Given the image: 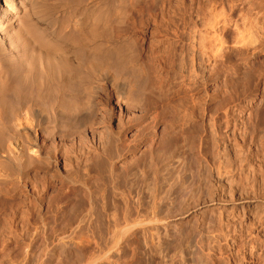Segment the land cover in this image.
I'll use <instances>...</instances> for the list:
<instances>
[{
    "label": "rangeland",
    "instance_id": "374dc122",
    "mask_svg": "<svg viewBox=\"0 0 264 264\" xmlns=\"http://www.w3.org/2000/svg\"><path fill=\"white\" fill-rule=\"evenodd\" d=\"M96 1L103 3V0ZM252 1L255 3L250 5L249 0H165L166 6L168 5V8L170 6L169 15L165 19L156 16H154L156 19L151 16L146 18L131 13L133 16L129 14L121 19V23L119 17L118 22L113 20L111 28L107 26L108 33H111L110 31L112 35L116 33V36H113L116 40L111 37L115 42L123 43L131 39L133 41L130 42H135L133 44L138 51L144 74L141 79L142 85L139 83L141 89L139 91H143L138 103L140 106L132 108L126 104V101L123 103L120 101L121 96L113 94L112 86L101 82L99 91L101 89L102 91L96 94L97 99H95L96 113L85 124H73L72 127L66 128L55 127L51 118L52 113L45 112L48 115L46 125L52 124L47 126L50 127L47 136L40 137L41 164L36 163L33 170L21 173L10 166L7 167L6 161L4 160L3 163V159H0V162L8 168H1L0 163V264H93L94 262V264H264V197L261 196L264 195V126H261L264 124V0ZM222 13L223 19L228 21L227 26L229 25L227 36L224 37V58H218L217 64L206 63V60L199 55L197 48L199 40L201 37V39L207 37L208 40L211 39L210 37L215 39L219 35L211 30V25ZM101 17L104 19V15ZM234 25H238V28ZM118 30L122 34L118 32L117 35ZM99 38L101 37H96L95 40L98 39L99 42L105 39ZM244 38L247 40L245 41ZM240 39L244 42L239 41ZM212 47L216 46L212 45ZM192 61L194 67L191 66ZM218 63L220 66L217 69ZM221 63L224 65L221 66ZM180 67L185 75H188V68L193 67L194 74L198 72L195 75L198 81L210 75L211 80L191 97H184L185 94L179 91L181 84L178 82L182 81L179 76L182 70ZM210 71H213L212 74ZM112 73L114 72L111 71L110 75L113 76ZM116 77L114 78L118 80H128L125 74ZM151 88L156 93L154 100L149 99L150 95L151 97L153 95L150 94ZM85 91L89 93V90ZM88 93L84 94L88 95ZM103 93L108 94L107 97ZM188 108L190 112L187 111ZM217 109L219 110L216 111ZM191 124L195 125L196 130L195 132L194 129L192 130L193 133L189 135L191 137L185 138L184 145L190 140H194L195 142H192L195 145H192V142L188 143L186 146L191 150L185 151L188 147L183 144H179L180 147L176 145L178 141L175 135L179 134L181 128L180 133ZM109 130L114 131L115 137L108 138ZM165 132L167 135L164 134ZM162 133L166 140L163 139ZM172 137L176 138V142L173 143ZM109 145L111 149L113 148L114 156L106 162ZM201 148H205L204 150L210 148L207 154L203 152V155H214L211 162H215L207 165L201 158H204L200 154ZM65 153L66 155H63ZM46 159H48L47 165H43ZM214 163H217L215 166L222 164L224 170L222 168L221 170L224 172L221 176L217 175L215 166H211ZM206 167L208 172L204 171ZM203 172L210 177L207 176V179L204 173L205 177L202 180ZM18 175L21 177L25 175L27 180L23 177L21 181ZM200 178L202 182L211 178V182L209 181L208 184L205 181L206 184H199ZM20 181L26 184L21 185ZM17 184L21 187L13 192V188L15 189L13 186L17 187ZM127 195H130L129 198ZM206 197L210 198L208 202L205 200ZM83 234H87L86 237Z\"/></svg>",
    "mask_w": 264,
    "mask_h": 264
},
{
    "label": "bare ground",
    "instance_id": "6f19581e",
    "mask_svg": "<svg viewBox=\"0 0 264 264\" xmlns=\"http://www.w3.org/2000/svg\"><path fill=\"white\" fill-rule=\"evenodd\" d=\"M100 1V0H99ZM165 1V0H164ZM163 0H103V3L96 0H0V159L6 161L7 167L18 172H24L34 168L35 164L42 162L39 141L42 135L47 136L48 128L46 125L47 114L45 112H51L55 127L64 126L72 127L73 124H85L86 121L92 119L96 113L95 99L98 92L101 93V82L109 84L113 88V94L121 96L120 101H126L130 107L140 106L138 105L140 100V94L143 91H139V83H141L143 70L141 69L140 59L138 51L135 49L132 39L130 41L117 43L113 39L116 33L112 35L108 33V29L112 25L113 20H117L127 17L129 14L154 17L156 16L165 19L168 17L170 10L166 6ZM168 1V0H166ZM169 3V2H167ZM255 3L249 0L248 4ZM221 4V3H220ZM237 4V3H236ZM170 5V4H169ZM176 5V4H175ZM235 5V4H234ZM255 5V4H254ZM213 6V5H212ZM224 6V5H223ZM188 7V6H187ZM211 7V6H210ZM222 8V7H221ZM233 8V7H232ZM213 9V8H212ZM218 11V10H217ZM215 12V11H214ZM172 13V12H171ZM219 13V12H218ZM104 15L103 17H99ZM189 14V13H188ZM132 15V14H131ZM130 15V16H131ZM133 16V15H132ZM223 13L220 14L212 22L211 30L218 36L208 40L203 38L199 40V55L206 60V63L214 62L217 64L218 58H224L223 45L224 37L226 35L228 26L225 18L223 19ZM118 17V18H117ZM156 17H154L156 19ZM133 18V17H131ZM136 18V17H135ZM147 18V17H146ZM145 18V19H146ZM214 16L212 17V19ZM227 18V17H226ZM129 19V18H127ZM141 19V18H140ZM151 19V18H150ZM191 19V18H190ZM228 19V18H227ZM126 20V19H125ZM135 20V19H133ZM147 20V19H146ZM161 20V19H159ZM169 20V19H168ZM172 20V19H171ZM144 21V20H142ZM163 21V20H162ZM149 22V21H148ZM154 22V20H153ZM158 22V21H157ZM160 22V21H159ZM171 22V21H170ZM238 22V21H237ZM116 23V22H115ZM114 23V25H115ZM118 23V24H119ZM152 23V22H151ZM162 23V22H160ZM194 23V22H192ZM191 23V24H192ZM230 23V22H229ZM153 24V23H152ZM163 24V23H162ZM161 24V25H162ZM167 24V23H166ZM172 25V24H171ZM99 26L102 28H99ZM113 26V25H112ZM117 26V25H116ZM157 26V25H156ZM235 26V25H234ZM238 26V25H237ZM235 26L236 28H238ZM107 27V28H106ZM165 27V26H164ZM163 27V28H164ZM190 27V26H189ZM208 27V26H207ZM111 28V26H110ZM120 28V27H119ZM139 28V27H138ZM174 28V27H173ZM104 29V31H103ZM161 29V28H160ZM195 29V28H193ZM234 29V28H233ZM232 29V30H233ZM100 30V31H99ZM170 30V29H169ZM135 31V30H134ZM137 31V29H136ZM171 31V30H170ZM234 31V30H233ZM238 31V30H237ZM116 32V31H115ZM118 32L117 31V35ZM165 32V31H164ZM213 32V33H214ZM236 32V30H235ZM136 33V32H135ZM138 33V32H137ZM144 33V31H143ZM155 33V32H154ZM162 33V32H161ZM212 33V34H213ZM122 34V33H120ZM119 34V35H120ZM132 34V33H131ZM238 34V33H237ZM112 35V36H111ZM125 35V34H124ZM141 34H139L140 36ZM177 35V34H176ZM181 35V34H180ZM190 35V34H189ZM208 35V34H207ZM248 35V34H247ZM104 36V37H102ZM164 36V35H162ZM183 36V35H182ZM204 37V35H202ZM227 36V35H226ZM239 36V35H238ZM96 37L105 38L103 41L95 40ZM113 39H112V38ZM125 37V36H124ZM130 37V36H129ZM194 37V36H193ZM241 37V35H240ZM243 37V36H242ZM99 38V39H101ZM117 38V37H116ZM121 38V37H120ZM118 38V39H120ZM128 38V36H127ZM237 38V37H236ZM239 38V37H238ZM246 38V37H245ZM244 38V39H245ZM248 38V37H247ZM117 39V40H118ZM189 39V37H188ZM197 39V38H196ZM243 39V38H242ZM102 40V39H101ZM116 40V39H115ZM191 40V39H190ZM194 40V39H193ZM205 40L207 42H205ZM247 39H245L246 41ZM251 40V39H250ZM121 41V40H120ZM196 41V40H195ZM241 41V39L239 40ZM176 42V41H175ZM194 42V41H193ZM244 42V41H241ZM168 43V42H167ZM192 43V42H191ZM237 43V41H236ZM240 43V42H239ZM247 43V42H245ZM253 43V42H252ZM195 44V43H194ZM193 44V45H194ZM197 44V43H196ZM238 44V43H237ZM243 44V43H242ZM136 45V44H135ZM191 45V44H190ZM216 46V47H212ZM249 45V44H248ZM247 45V46H248ZM175 46V44L173 45ZM189 46V45H188ZM196 46V45H194ZM225 46V45H224ZM245 46V45H244ZM153 47V46H152ZM171 47V46H170ZM190 47V46H189ZM192 47V45H191ZM190 47V48H191ZM168 48V47H167ZM173 48V47H172ZM214 51H213V49ZM215 48H217L215 50ZM194 49V48H193ZM167 50V49H166ZM170 50V49H169ZM188 50V49H187ZM175 52V50H174ZM194 52V50H193ZM179 53V52H178ZM196 54V53H195ZM174 55V54H173ZM156 56V55H155ZM196 56V55H195ZM173 58V57H172ZM226 58V57H225ZM170 59V58H169ZM174 59V58H173ZM193 59V58H192ZM194 60V59H193ZM173 61V60H172ZM187 61V60H185ZM198 61V60H197ZM201 61V60H200ZM227 62V61H226ZM142 63V62H141ZM194 67L193 61L191 62ZM190 63V64H191ZM204 63V62H203ZM169 64V63H168ZM182 64V63H181ZM201 64V63H200ZM219 64V63H218ZM213 65V64H212ZM211 65V67H212ZM224 64L221 63V66ZM184 66V65H183ZM196 66V65H195ZM210 66V65H209ZM215 66V65H213ZM220 66V64L217 66ZM226 66V65H225ZM192 67V68H193ZM182 69V67H180ZM188 68V67H187ZM188 68V75L183 74L184 70H180L179 76L182 81L178 82L179 91L185 94L184 97H191L197 90L201 89V86H206L210 81L211 75L207 78H203L198 81L194 70ZM216 68V66H215ZM178 69V68H177ZM223 69V68H222ZM221 70V69H220ZM114 72L118 76H127V79H115L116 75H110V72ZM187 71V70H186ZM249 71V70H248ZM204 72V71H203ZM213 71H210V73ZM252 72V71H251ZM171 73V72H170ZM187 73V72H186ZM209 73V72H208ZM212 74V73H211ZM247 74V73H246ZM253 74V72H252ZM257 75V73H255ZM177 75V74H176ZM175 75V76H176ZM203 76V75H202ZM215 77V76H214ZM225 77V76H224ZM247 77V76H245ZM251 77V76H250ZM253 77V76H252ZM255 77V76H254ZM117 78V77H116ZM123 78V77H122ZM257 78V77H255ZM174 79V78H173ZM245 79V78H244ZM127 80V82H126ZM148 80V79H146ZM144 80V82L146 81ZM242 80V79H241ZM240 80V81H241ZM254 80V79H253ZM149 81V80H148ZM147 81V82H148ZM188 82V85H187ZM243 82V81H242ZM254 82V81H253ZM143 83V82H142ZM141 83V85H142ZM146 83V82H145ZM100 84V87H99ZM138 84V86H137ZM147 84V83H146ZM249 84V81H248ZM252 84V83H250ZM176 85V84H175ZM109 88V90H112ZM162 88V87H161ZM226 89V88H225ZM243 89V88H242ZM85 90H89L85 91ZM141 90V89H140ZM178 90V89H177ZM176 90V91H177ZM204 90V89H203ZM88 93L84 94L83 93ZM178 91V92H179ZM116 92V94H115ZM145 92V91H144ZM107 93V91L105 92ZM103 93V94H105ZM109 93V92H108ZM111 93V92H110ZM147 93V92H146ZM84 94V96H83ZM99 94V93H98ZM112 94V93H111ZM149 99L154 100L155 90L151 88ZM102 95V94H101ZM106 97L108 94H105ZM146 95V94H145ZM98 96V95H97ZM104 96V95H103ZM142 96H144L142 94ZM240 96V94H239ZM245 96V95H244ZM255 96V95H254ZM110 98V96H108ZM154 97V98H153ZM213 97V96H212ZM219 97V96H218ZM86 98V100H85ZM108 98V99H109ZM159 98V97H158ZM175 99V96L173 97ZM230 98V97H229ZM240 98V97H239ZM147 99V100H149ZM170 99V98H169ZM214 99V98H213ZM237 100V99H236ZM119 101V102H120ZM143 101V100H142ZM146 101V100H145ZM156 101V100H155ZM163 101V100H162ZM212 101V100H211ZM232 101V100H231ZM241 101V100H240ZM98 102V101H97ZM100 102V99H99ZM123 102V103H124ZM104 103V102H103ZM142 102H140L141 104ZM146 103V102H145ZM208 103V102H207ZM230 103V102H229ZM102 104V103H101ZM189 104V103H187ZM185 105V104H184ZM193 105V104H192ZM240 105V104H239ZM158 106V105H157ZM235 106V105H234ZM238 106V105H237ZM165 107V106H164ZM189 107V105H188ZM193 107V106H190ZM174 108V107H173ZM225 108V107H224ZM130 109V108H129ZM190 108L187 109V111ZM193 111V108H191ZM175 110V109H174ZM214 110V109H213ZM217 109L216 111H218ZM264 110V109H263ZM262 110V112H263ZM161 111V110H160ZM167 111V110H166ZM224 111V110H223ZM222 111V112H223ZM175 112V111H174ZM212 112V111H211ZM226 112V111H225ZM260 112V111H259ZM192 113V112H191ZM264 113V112H263ZM167 114V112H166ZM165 115V114H164ZM187 115H190L187 113ZM224 115V114H223ZM263 115V114H262ZM156 116V115H155ZM191 116V115H190ZM194 116V115H193ZM252 116V115H251ZM259 116V115H258ZM261 116V114H260ZM183 117V116H182ZM223 117V116H222ZM256 117V116H255ZM132 118V117H131ZM141 118V117H140ZM258 119V117H257ZM252 120V119H251ZM264 120V118H263ZM142 121V120H141ZM168 121V120H167ZM210 121V120H209ZM262 121V119H261ZM48 122V121H47ZM247 122V121H246ZM263 122V121H262ZM129 123V122H128ZM131 123V122H130ZM133 123V122H132ZM169 125V123H167ZM185 124V123H184ZM188 124V123H187ZM196 124V123H195ZM258 124V123H255ZM262 124V123H261ZM88 125V124H87ZM138 125V124H137ZM182 125V124H181ZM204 125V124H203ZM213 125V124H212ZM252 125V123H251ZM84 126V125H82ZM136 126V125H135ZM139 126V125H138ZM175 126V125H174ZM186 126V125H184ZM195 125H190L188 128L182 130L180 127L179 134L172 137L174 141H178L176 145L185 144V138L191 133L195 132ZM248 126V125H247ZM261 126H264L261 125ZM81 127V126H80ZM91 128L90 126H87ZM194 127V128H193ZM237 127V126H236ZM259 127V126H258ZM256 127V128H258ZM143 128V127H142ZM225 128V127H224ZM253 128V127H252ZM63 129V128H62ZM78 129V128H77ZM194 129V130H193ZM198 129V128H197ZM200 129V128H199ZM245 129V128H244ZM264 129V128H263ZM61 130V129H60ZM65 130V129H64ZM84 130V129H82ZM90 130V129H89ZM165 130V129H164ZM170 131V128L168 129ZM168 130L166 131L168 133ZM174 130V129H173ZM193 130V132H192ZM251 130V129H250ZM257 130V129H256ZM74 131V130H73ZM80 131V130H79ZM163 131V130H162ZM244 131V130H243ZM261 131V130H260ZM65 132V131H64ZM71 132V131H70ZM109 136H113V132L109 130ZM164 133L167 135V133ZM201 132V131H200ZM219 132V131H218ZM256 132V131H255ZM264 132V131H263ZM262 132V133H263ZM72 133V132H71ZM75 133V132H74ZM213 133V132H212ZM258 133V132H257ZM261 133V134H262ZM56 134V133H55ZM69 134V133H68ZM67 134V137H68ZM120 134V133H119ZM198 134V133H197ZM196 134V135H197ZM208 134V133H207ZM260 134V135H261ZM71 135V134H70ZM116 135V133H115ZM169 135V134H168ZM174 135V134H173ZM172 135V136H173ZM193 135V134H192ZM264 135V134H263ZM163 139L164 135L162 133ZM200 136V135H199ZM202 136V134H201ZM237 136V135H236ZM64 137V136H63ZM81 137V136H80ZM115 137V136H113ZM168 137V136H167ZM191 137V136H189ZM212 137V136H211ZM69 138V137H68ZM158 138V137H157ZM193 138V137H192ZM191 138V139H192ZM199 138V137H198ZM251 138V137H249ZM64 139V138H63ZM81 139V138H80ZM100 139V138H99ZM114 139L115 138H111ZM117 139V138H116ZM187 139V138H186ZM194 139V138H193ZM207 139V138H206ZM210 139V138H209ZM245 139V138H244ZM252 139V138H251ZM255 139V138H254ZM262 139V138H261ZM72 140V139H71ZM79 140V139H78ZM101 140V139H100ZM150 140V139H149ZM166 140V139H164ZM203 140V139H202ZM208 140V139H207ZM205 140V141H207ZM65 141V140H64ZM67 141V140H66ZM76 141V140H75ZM110 141V140H109ZM175 141V142H176ZM188 141V140H187ZM194 141V140H192ZM190 140V142H192ZM264 141V140H263ZM71 142V141H70ZM114 142V141H113ZM154 142V141H153ZM182 142V143H181ZM185 142V143H184ZM188 142V143H190ZM195 142V141H194ZM259 142V141H258ZM42 143V142H41ZM160 143V142H158ZM170 143V142H168ZM187 143V144H188ZM212 143V142H211ZM210 143V144H211ZM109 144V143H108ZM186 144V145H187ZM191 144V143H190ZM209 144V145H210ZM244 144V143H242ZM247 144V142H246ZM263 144V143H262ZM41 145V144H40ZM48 145V144H46ZM111 145V143H110ZM109 145V146H110ZM119 145V144H118ZM124 145V144H123ZM171 145V144H169ZM175 144H173L174 146ZM175 145V146H176ZM184 145V146H186ZM192 145H195L192 142ZM199 145V144H197ZM208 145V144H207ZM241 145V144H240ZM108 146V148H109ZM113 146V144H112ZM182 146V145H181ZM190 146V145H189ZM203 146V145H202ZM82 147V146H81ZM123 147V146H122ZM180 147V145H179ZM183 147V146H182ZM181 147V149H182ZM188 147V146H186ZM205 147V146H204ZM42 148V146H41ZM106 148V147H105ZM107 148V149H108ZM160 148V147H159ZM190 147L187 148V150ZM192 148V147H191ZM198 148V147H197ZM207 148V147H206ZM213 148V147H212ZM245 148V147H244ZM44 149V148H43ZM113 149V148H112ZM110 148L107 150L106 162L109 158H113V151ZM115 149V148H114ZM122 149V148H121ZM124 149V148H123ZM183 149H186L183 147ZM182 149V150H183ZM205 149V148H204ZM201 148L200 154L203 157V161L213 163V156L203 155L207 154V150ZM174 150V149H173ZM197 150V149H196ZM263 150V149H262ZM213 151V150H212ZM217 151V150H216ZM215 151V153H216ZM55 152V151H54ZM64 152V151H63ZM81 152V151H80ZM102 152V151H101ZM116 152V150H115ZM118 152V151H117ZM174 152V151H173ZM260 152V151H259ZM78 153V152H77ZM99 153V152H98ZM104 153V152H103ZM183 154L186 152H182ZM190 153V152H189ZM188 153V154H189ZM80 154V153H79ZM116 154V153H115ZM181 154V153H180ZM182 154V155H183ZM187 154V155H188ZM223 154V153H222ZM63 155H66L63 154ZM97 155V154H96ZM159 155V154H158ZM157 155V157H158ZM173 155V154H172ZM217 155V154H216ZM219 155V152H218ZM225 155V154H224ZM223 155V156H224ZM227 155V154H226ZM60 156V154H59ZM92 156V155H91ZM104 156V154H103ZM118 156V155H117ZM151 156V155H150ZM160 156V155H159ZM229 156V155H228ZM227 156V157H228ZM64 157V156H63ZM69 157V156H68ZM79 157V155H78ZM93 157V156H92ZM147 157V156H146ZM162 157V156H161ZM185 157V156H184ZM200 157V156H199ZM46 158V157H45ZM54 158V156H53ZM66 158V157H65ZM81 158V157H79ZM151 158V157H150ZM171 158V157H170ZM182 158V156H181ZM187 158V157H186ZM195 158V156H194ZM1 159V160H2ZM44 159V157H43ZM55 159V158H54ZM105 159V158H104ZM155 159V158H154ZM188 159V158H187ZM190 159V157H189ZM219 159V158H217ZM57 160V159H56ZM65 160V159H64ZM84 160V159H83ZM98 160V159H97ZM197 160V159H195ZM199 160V159H198ZM214 160V159H213ZM234 160V159H233ZM5 161L3 163H5ZM48 159L45 164L47 165ZM68 161V160H67ZM100 161V160H98ZM142 161V160H141ZM152 161V160H151ZM186 161V159H185ZM227 161V160H226ZM229 161V160H228ZM240 161V160H239ZM41 162V163H40ZM44 162V161H43ZM70 162V161H69ZM103 162V161H102ZM188 162V160H187ZM191 162V161H189ZM221 162V161H219ZM2 167H6L0 162ZM75 163V162H74ZM97 163V162H96ZM101 163V162H100ZM109 163V162H108ZM139 163V162H138ZM195 163V162H194ZM204 163L203 166L206 164ZM226 163V162H225ZM238 163V162H237ZM36 164V165H37ZM49 164V163H48ZM77 164V163H76ZM105 164V163H104ZM107 164V163H106ZM151 164V163H150ZM155 164V163H154ZM161 164V163H160ZM185 164V163H184ZM183 164V165H184ZM193 164V163H192ZM198 164V163H197ZM200 165L202 163H199ZM217 163L212 164L215 166ZM264 164V163H263ZM262 164V166H263ZM50 165V164H49ZM48 165V166H49ZM72 165V164H71ZM74 165V164H73ZM179 165V164H178ZM195 165V164H193ZM192 165V167H193ZM199 165V167H200ZM222 164L215 166L217 175L221 176L223 170ZM231 165V164H230ZM39 166V165H38ZM37 166V167H38ZM65 166V165H64ZM99 166V165H98ZM139 166V165H138ZM145 166V165H144ZM189 166V165H188ZM186 166V167H188ZM203 166H201L203 168ZM229 166V165H228ZM6 167V169H8ZM36 167V166H35ZM50 167V166H49ZM48 167V168H49ZM85 167V166H84ZM115 167V166H114ZM183 167V166H182ZM195 167V166H194ZM208 167V166H207ZM207 167L204 171L208 172ZM39 168V167H38ZM81 168V167H80ZM101 168V167H100ZM99 168V169H100ZM108 168V167H107ZM198 168V167H197ZM201 168V170H202ZM221 168L223 170H221ZM227 168V166H226ZM239 168V167H238ZM44 169V168H43ZM115 169V168H114ZM185 169V168H184ZM193 169V168H192ZM195 169V168H194ZM209 169V168H208ZM33 170V169H32ZM49 170V169H48ZM103 170V169H102ZM126 170V169H125ZM177 170V168H176ZM179 170V169H178ZM187 170V168H186ZM2 171V170H1ZM74 171V170H73ZM77 171V170H76ZM107 171V170H105ZM127 171V170H126ZM193 171V170H192ZM198 171V170H197ZM226 171V170H225ZM231 171V170H230ZM229 171V172H230ZM181 172V169H180ZM202 173V176L204 173ZM228 172V171H227ZM228 172V173H229ZM260 172V171H259ZM106 173V172H105ZM109 173V172H108ZM198 173V172H197ZM210 173V172H209ZM232 173V172H231ZM255 173V172H254ZM263 172H261L262 174ZM14 174V171H12ZM19 174V173H18ZM24 174V173H23ZM38 174V173H37ZM68 174V173H67ZM73 174V173H72ZM71 174V175H72ZM104 174V173H103ZM143 174V173H142ZM176 174V173H175ZM182 174V173H181ZM226 174V173H225ZM239 174V173H238ZM237 174V175H238ZM260 174V173H259ZM2 175V174H1ZM6 175V174H5ZM15 175V174H14ZM22 175V174H21ZM29 175V174H26ZM100 175V174H99ZM130 175V174H129ZM187 175V174H186ZM192 175V173H191ZM198 175V174H197ZM19 176V175H18ZM18 176H16L18 178ZM56 176V174L54 175ZM76 176V175H74ZM78 176V175H77ZM200 176V174H199ZM201 176V177H202ZM209 176L206 173V177ZM1 177V176H0ZM21 177V176H19ZM27 180V177L23 175ZM67 177V176H66ZM70 177V176H69ZM105 177H107L105 175ZM110 177V176H109ZM181 177V176H180ZM191 177V176H190ZM205 176L202 177V180ZM210 177V176H209ZM263 177V176H262ZM8 178V177H7ZM79 178V177H78ZM257 178V177H256ZM5 179V178H4ZM29 179V178H28ZM57 179V178H56ZM136 179V178H135ZM206 179V178H205ZM204 179V180H205ZM208 179V177H207ZM211 180V178H209ZM241 179V178H240ZM246 179V178H245ZM251 179V178H250ZM1 180V179H0ZM8 180H10L8 178ZM14 180V179H13ZM19 180V178H18ZM17 180V182H18ZM63 180V179H62ZM73 180V179H72ZM105 180V179H104ZM110 180V178H109ZM181 180V179H180ZM185 180V179H184ZM201 180V178H200ZM199 182V184H210L209 181ZM20 181V182H21ZM61 181V180H60ZM100 181V180H99ZM107 181V178H106ZM169 181V180H168ZM183 181V180H182ZM196 181V180H195ZM193 181V182H195ZM217 181V180H216ZM246 181V180H245ZM252 181V180H251ZM263 181V180H262ZM261 181V182H262ZM3 182V181H2ZM74 182V181H73ZM123 182V181H122ZM132 182V181H131ZM178 182V181H177ZM205 182V183H204ZM21 182V185L25 183ZM62 183V182H61ZM103 183V182H102ZM115 183V182H114ZM196 183V182H195ZM242 183V181H241ZM245 183V182H244ZM3 184V183H2ZM20 184V183H19ZM49 184V183H48ZM59 184V183H58ZM64 184V183H62ZM112 184V183H111ZM123 184V183H122ZM262 184V183H261ZM264 184V182H263ZM12 185V183H11ZM10 185V186H11ZM65 185V184H64ZM135 185V183H134ZM195 186V184H193ZM243 185V183H242ZM246 185V184H245ZM249 185V184H248ZM7 186V185H6ZM60 186V185H59ZM63 186V185H62ZM109 186H111L109 184ZM114 186V184H113ZM203 186V185H202ZM206 186V185H205ZM255 186V185H254ZM253 186V187H254ZM262 186V185H261ZM2 187V186H1ZM15 187V189L13 188ZM11 186L14 190L19 188L17 184ZM61 187V186H60ZM82 187V186H81ZM200 187V185H199ZM230 187V186H229ZM248 187V186H247ZM23 188V186H22ZM62 188V187H61ZM68 188V186H67ZM177 188V187H176ZM195 188V187H194ZM198 188V187H197ZM201 188V187H200ZM199 188V189H200ZM206 188V187H205ZM233 188V187H231ZM244 188V187H243ZM257 188V187H256ZM7 189V188H6ZM9 189V187H8ZM21 189V188H20ZM212 189V188H211ZM235 189V188H234ZM233 189V190H234ZM241 189V188H239ZM250 189V188H249ZM252 189V187H251ZM254 189V188H253ZM258 189V188H257ZM19 190V189H18ZM58 190V189H57ZM69 190V189H68ZM77 190V189H76ZM89 190V189H88ZM185 190V189H184ZM189 190V189H188ZM194 190V189H193ZM196 190V189H195ZM198 190V189H197ZM203 190V189H202ZM202 190L200 192H202ZM210 190V189H209ZM232 190V191H233ZM237 190V189H236ZM235 190V191H236ZM80 191V190H79ZM112 191V190H111ZM123 191V190H122ZM140 191V190H139ZM191 191V190H190ZM241 191V190H240ZM251 191V190H250ZM12 192V191H11ZM12 192V193H13ZM19 192V191H18ZM26 192V191H24ZM23 192V194H24ZM105 192V190H104ZM110 192V191H109ZM238 192V191H237ZM263 193V191H261ZM21 193V192H20ZM62 193V192H61ZM69 193V192H68ZM81 193V192H80ZM85 193V192H84ZM187 193V192H186ZM204 193V192H203ZM239 193V192H238ZM244 193V192H243ZM8 194V193H7ZM4 194V195H7ZM11 194V193H9ZM30 194V193H29ZM77 194V193H76ZM113 194V193H112ZM116 194V193H115ZM119 194V193H118ZM117 194V195H118ZM201 194V193H200ZM206 194V193H205ZM247 194V193H246ZM250 194V193H249ZM258 194V193H257ZM260 194V193H259ZM63 195V194H62ZM75 195V194H74ZM79 195V194H78ZM77 195V196H78ZM83 195V194H82ZM86 195V194H85ZM99 195V194H98ZM109 195V194H108ZM189 195V194H188ZM209 195V194H208ZM217 195V194H216ZM14 196V194L12 195ZM12 196L11 199H12ZM81 196V195H80ZM120 196V195H119ZM130 196V195H129ZM127 195V197L129 198ZM193 196V195H192ZM196 196V195H195ZM203 196V195H202ZM212 196V195H211ZM241 196V195H240ZM248 196V195H247ZM258 196V195H257ZM264 197V195H261ZM5 197V196H4ZM3 197V198H4ZM85 197V196H84ZM88 197V195H87ZM97 197V196H96ZM143 197V196H142ZM198 197V196H196ZM233 197V196H230ZM254 198V196H252ZM262 197V198H263ZM194 198V197H193ZM200 198V197H198ZM246 198V197H245ZM8 199V198H6ZM63 199V198H62ZM67 199V198H66ZM95 199V198H94ZM127 199V198H126ZM197 199V198H196ZM210 199V198H209ZM206 197V201L209 200ZM244 199V198H243ZM5 200V199H4ZM99 200V199H96ZM102 200V198H101ZM106 200V199H105ZM194 200V199H192ZM199 200V199H198ZM196 200V201H198ZM202 200V199H201ZM6 201V200H5ZM4 201V202H5ZM11 201V200H10ZM93 201V200H92ZM107 201V200H106ZM191 201V200H190ZM203 201V200H202ZM213 201V200H212ZM3 202V201H2ZM61 202V201H60ZM63 202V201H62ZM110 202V200H109ZM130 202V201H129ZM186 202V201H185ZM208 202V201H207ZM15 203V202H14ZM69 203V202H68ZM67 203V204H68ZM86 203V202H85ZM20 204V203H18ZM10 205V204H9ZM105 205V204H104ZM138 205V204H137ZM191 205V204H190ZM8 206V205H7ZM60 206V205H59ZM91 206V204H90ZM117 206V205H116ZM124 206V205H123ZM130 206V205H128ZM139 206V205H138ZM119 207V206H118ZM121 207V206H120ZM50 208V207H49ZM6 209V208H5ZM128 209V208H127ZM131 209V208H130ZM185 209V208H184ZM192 209V208H191ZM86 210V209H85ZM90 210V208H89ZM34 211V210H33ZM65 211V210H64ZM108 211V210H107ZM111 211V210H110ZM129 211V210H128ZM15 212V211H14ZM43 212V211H42ZM85 212V211H84ZM99 212V211H98ZM141 212V211H140ZM7 213V212H6ZM10 213V212H9ZM44 213V212H43ZM127 213V212H126ZM152 213V212H151ZM40 214V213H39ZM53 214V213H52ZM46 215V214H45ZM44 215V216H45ZM50 215V214H49ZM54 215V214H53ZM106 215V214H105ZM133 215V214H132ZM141 215V214H140ZM148 215V214H147ZM65 216V215H64ZM93 216V215H90ZM109 216V215H108ZM155 216V215H154ZM28 217V216H27ZM127 217V216H126ZM142 217V216H141ZM140 217V218H141ZM66 218V217H65ZM84 218V217H83ZM110 218V217H109ZM135 218V217H134ZM148 218V217H147ZM159 218V217H158ZM162 218V217H161ZM40 219V218H39ZM85 219V218H84ZM143 219V218H142ZM145 219V218H144ZM143 219V220H144ZM223 219V218H222ZM41 220V219H40ZM72 220V219H71ZM91 220V219H90ZM155 220V219H154ZM161 220V219H160ZM258 220V219H257ZM256 220V221H257ZM260 220V219H259ZM262 220V219H261ZM260 220V221H261ZM25 221V220H24ZM57 221V220H56ZM63 221V220H62ZM61 221V222H62ZM85 221V220H83ZM82 221V222H83ZM121 221V220H120ZM128 221V220H127ZM150 221V220H149ZM226 221V220H225ZM249 221V220H248ZM259 221V222H260ZM35 222V221H34ZM44 222V221H43ZM59 222V221H58ZM81 222V221H80ZM81 222V223H82ZM96 222V221H95ZM117 222V221H116ZM119 222V221H118ZM263 222V221H262ZM67 223V222H66ZM145 223V222H144ZM154 223V222H153ZM264 223V222H263ZM23 224V223H22ZM35 224V223H34ZM114 224V223H112ZM117 224V223H116ZM120 224V223H119ZM147 224V223H146ZM151 224V223H149ZM210 224V223H209ZM219 224V223H218ZM221 224V223H220ZM98 225V224H97ZM122 225V224H120ZM137 225V224H136ZM229 225V224H228ZM254 225V224H253ZM79 226V225H78ZM118 226V225H117ZM116 226V227H117ZM216 226V225H215ZM220 226V225H219ZM223 226V225H222ZM249 226V225H248ZM42 227V226H41ZM49 227V226H48ZM67 227V226H66ZM105 227V226H104ZM217 227V226H216ZM233 227V226H232ZM38 228V227H37ZM44 228V227H43ZM81 228V227H80ZM118 228V227H117ZM151 228V227H149ZM226 228V227H225ZM253 228V227H252ZM41 229V228H40ZM49 229V228H48ZM47 229V231H48ZM53 229V228H52ZM62 229V228H61ZM112 229H115L112 227ZM123 229V228H122ZM140 229V228H139ZM232 229V228H231ZM240 229V228H239ZM251 229V228H250ZM42 230V229H41ZM97 230V229H96ZM211 230V229H210ZM229 230V229H227ZM233 230V229H232ZM57 231V229H56ZM65 231V230H64ZM143 231V230H142ZM215 231V230H213ZM223 231V230H222ZM221 231V232H222ZM226 231V229H225ZM244 231V230H243ZM242 231V232H243ZM22 232V231H21ZM73 232V231H72ZM76 232V231H75ZM82 232V230L80 231ZM98 232V231H97ZM112 232V231H111ZM218 232V231H217ZM40 233V232H39ZM50 233V232H49ZM61 233V232H60ZM67 233V231H66ZM106 233V232H105ZM114 233V232H113ZM119 233V232H118ZM117 233V234H118ZM223 233V232H222ZM238 233V232H237ZM248 233V232H247ZM63 234V233H62ZM61 234V235H62ZM77 233H75L76 235ZM79 234V232H78ZM95 234V233H94ZM116 234V233H115ZM41 235V234H40ZM51 235V234H50ZM55 235V233H54ZM57 235V234H56ZM60 235V236H61ZM71 235V234H70ZM84 236L87 234H83ZM93 235V234H92ZM113 235V234H112ZM119 235V234H118ZM136 235V234H135ZM138 235V234H137ZM222 235V234H221ZM226 235V234H225ZM43 236V235H42ZM52 236V235H51ZM59 236V235H58ZM114 236V235H113ZM112 236V237H113ZM117 236V235H116ZM224 236V235H223ZM32 237V236H31ZM38 237V235H37ZM44 237V236H43ZM70 237V236H69ZM81 237V236H80ZM86 237V236H85ZM84 237V238H85ZM52 238V237H51ZM88 238V237H87ZM117 238V237H116ZM115 238V239H116ZM137 238V237H136ZM44 239V238H43ZM77 239V238H76ZM120 239V238H119ZM39 240V239H38ZM36 240V241H38ZM73 240V239H72ZM91 240V239H89ZM88 240V241H89ZM125 240V239H124ZM129 240V238H128ZM127 240V241H128ZM153 240V239H152ZM243 240V239H242ZM26 241V240H25ZM60 241V240H59ZM79 241H81L79 239ZM247 241V240H246ZM47 242V241H46ZM71 242V241H69ZM78 242V241H77ZM83 243V241H81ZM87 242V241H86ZM85 242V243H86ZM92 242V241H91ZM133 242V241H131ZM200 242V241H199ZM44 243V241H43ZM62 243V242H61ZM81 243V244H82ZM103 243V242H102ZM111 243V242H110ZM123 243V242H122ZM147 243V242H146ZM243 243V242H242ZM16 244V243H15ZM76 243H74L75 245ZM80 244V246H81ZM136 244V243H134ZM152 244V243H151ZM264 244V243H263ZM32 245V244H31ZM38 245V242H37ZM65 245V243L63 244ZM78 245V244H77ZM84 245V244H83ZM111 245V244H109ZM254 245V244H253ZM132 246V245H131ZM151 246V245H150ZM27 247V246H26ZM30 247V246H29ZM63 247V246H62ZM89 247V246H88ZM104 247V246H103ZM152 247V246H151ZM263 247V246H262ZM38 248V247H37ZM44 248V247H43ZM82 248V247H81ZM239 248V247H238ZM251 248V247H250ZM77 249V248H76ZM79 249V248H78ZM155 249V248H153ZM253 249V248H251ZM262 249V248H261ZM27 250V248H26ZM55 250V249H54ZM68 250V249H67ZM139 250V249H138ZM41 251L43 252L42 248ZM132 251V250H131ZM84 252V251H83ZM103 252V251H102ZM157 252V251H154ZM31 253V252H30ZM33 253V252H32ZM39 253V252H38ZM55 253V251H54ZM72 253V252H71ZM104 253V252H103ZM47 254V253H46ZM51 254V253H50ZM58 254V253H57ZM66 254V253H65ZM101 254V253H100ZM151 254V252H150ZM25 255V254H24ZM34 255V254H33ZM71 255V254H70ZM74 255V254H73ZM85 255V254H84ZM91 255V254H90ZM93 255V254H92ZM45 256V255H44ZM49 256V255H48ZM97 256V255H96ZM9 257V256H8ZM7 257V258H8ZM35 257V256H34ZM47 257V256H46ZM84 257V256H82ZM87 258V256H86ZM96 258V257H95ZM16 259V258H15ZM23 259V258H22ZM46 259V258H45ZM88 259V258H87ZM90 259V258H89ZM42 260V259H41ZM74 260V259H73ZM93 260V259H92ZM91 260V261H92ZM10 261V260H9ZM28 261V260H27ZM48 261V260H47ZM76 261V260H75ZM5 262V261H4ZM86 262V261H85ZM13 263V261H12ZM49 263V262H48ZM52 263V262H51ZM81 263V262H80ZM95 263V262H94ZM93 263V264H94ZM11 264V263H10ZM38 264V263H37ZM234 264V263H233Z\"/></svg>",
    "mask_w": 264,
    "mask_h": 264
}]
</instances>
